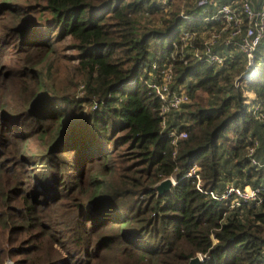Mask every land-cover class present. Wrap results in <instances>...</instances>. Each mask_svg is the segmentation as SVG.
<instances>
[{
    "label": "trees",
    "instance_id": "1",
    "mask_svg": "<svg viewBox=\"0 0 264 264\" xmlns=\"http://www.w3.org/2000/svg\"><path fill=\"white\" fill-rule=\"evenodd\" d=\"M225 3L241 0H0V264H264V191L231 208L185 175L264 186L247 156L257 140L264 163V36L242 85L235 46L220 65L194 56ZM154 62L190 99L164 130Z\"/></svg>",
    "mask_w": 264,
    "mask_h": 264
},
{
    "label": "built area",
    "instance_id": "2",
    "mask_svg": "<svg viewBox=\"0 0 264 264\" xmlns=\"http://www.w3.org/2000/svg\"><path fill=\"white\" fill-rule=\"evenodd\" d=\"M210 2L211 0H196L197 6L203 7L204 12L207 11V6ZM255 3L252 0H241L240 7H237L235 3L220 5L214 14L205 17V21L219 22V27L215 29L205 28L201 40L202 46L194 50V56L198 60L220 65L225 60V56L219 49L220 43L223 46H235L236 51L242 53L245 58V68L235 77V86L250 81L256 77V72L259 70V66L256 63V51L264 36V0H257ZM192 37L193 34L185 33L183 39ZM152 70V77L147 85L160 101L161 126L162 130H164L170 114L178 111L190 99L182 88L174 86L175 73L171 64H164L159 67L154 62ZM252 74L254 75L251 76ZM250 109L255 113L258 111L256 105L250 106ZM185 136L186 132L183 130H180L178 134H175L174 131L169 132L171 144L173 145H176L179 138ZM257 147L258 141L254 140L247 149V156L253 165L264 169V163H261L255 157ZM198 170L197 163H193L185 175L196 178V189L199 192L209 195L215 200L226 201L228 207H239L250 202L255 204L262 202L259 193L264 191V186L251 187L245 185L243 188H239L230 185L224 192L218 194L201 187ZM230 196H232V199L228 201ZM198 255L202 259L201 254Z\"/></svg>",
    "mask_w": 264,
    "mask_h": 264
},
{
    "label": "water",
    "instance_id": "3",
    "mask_svg": "<svg viewBox=\"0 0 264 264\" xmlns=\"http://www.w3.org/2000/svg\"><path fill=\"white\" fill-rule=\"evenodd\" d=\"M174 180L171 177L165 178L159 182H157L153 188L156 190L157 195H163L171 190L174 186ZM202 261L199 255L192 257L188 264H199Z\"/></svg>",
    "mask_w": 264,
    "mask_h": 264
},
{
    "label": "rangeland",
    "instance_id": "4",
    "mask_svg": "<svg viewBox=\"0 0 264 264\" xmlns=\"http://www.w3.org/2000/svg\"><path fill=\"white\" fill-rule=\"evenodd\" d=\"M257 0H252V2L253 3H255ZM236 4V3H235ZM203 36V35H202ZM258 72H259V70H257V72H256V75L255 76H257L258 75ZM254 74H252L251 76H253ZM255 78V77H254ZM253 78V79H254ZM253 79H251V80H253ZM180 110V109H179ZM31 150H34V148L33 147H31ZM4 264H13V261L12 260H10V259H5V261H4Z\"/></svg>",
    "mask_w": 264,
    "mask_h": 264
},
{
    "label": "crops",
    "instance_id": "5",
    "mask_svg": "<svg viewBox=\"0 0 264 264\" xmlns=\"http://www.w3.org/2000/svg\"><path fill=\"white\" fill-rule=\"evenodd\" d=\"M253 96H254V95H253L252 93L249 92V93H248V97H247V101L251 103V102H252V99H253Z\"/></svg>",
    "mask_w": 264,
    "mask_h": 264
}]
</instances>
